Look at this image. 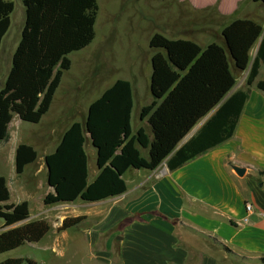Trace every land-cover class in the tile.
Returning a JSON list of instances; mask_svg holds the SVG:
<instances>
[{"label": "trees", "instance_id": "trees-1", "mask_svg": "<svg viewBox=\"0 0 264 264\" xmlns=\"http://www.w3.org/2000/svg\"><path fill=\"white\" fill-rule=\"evenodd\" d=\"M264 5V0H252ZM24 23L10 68L0 89V141L6 140L14 115L21 122L39 123L48 111L62 74L70 68V53L88 46L94 38L98 12L96 0H21ZM12 0H0V43L10 25ZM261 37L246 77L254 83L264 60V31L251 19H233L220 32L222 43L200 47L190 40L151 36L149 93L151 103L142 108L152 133L149 141L142 128L131 135V87L116 80L87 108L83 124L73 122L53 153L45 156L48 171L43 205L71 203L76 199L96 202L121 195L126 190L122 179L129 169L154 170L176 148L188 132L210 111L213 114L200 130L166 160L174 170L188 160L232 137L243 104L245 91L224 97L235 85L232 70L248 67L250 50ZM264 92V81L256 84ZM96 149L98 175L87 183V160L83 149L84 133ZM148 150V159L136 147ZM36 159L34 149L19 144L14 169L20 175ZM9 191L0 175V255L22 245L39 242L49 231L43 219L28 220L27 202L8 203ZM84 218H65L59 230L76 227ZM36 264L14 257L0 264Z\"/></svg>", "mask_w": 264, "mask_h": 264}, {"label": "crops", "instance_id": "crops-1", "mask_svg": "<svg viewBox=\"0 0 264 264\" xmlns=\"http://www.w3.org/2000/svg\"><path fill=\"white\" fill-rule=\"evenodd\" d=\"M19 1L24 16V8L21 0ZM12 2L14 5L15 0ZM252 3L255 4L254 7L259 2L252 1ZM228 5H224L221 9L222 14L234 6L232 3ZM248 12H252L251 9L245 13ZM9 28L1 40L0 47ZM262 28L264 31V26ZM260 40L261 37L250 50L248 67L242 72L239 82L235 79L234 87L223 99L236 91L247 93L231 138L195 156L176 169L168 170L167 158L200 130L213 114L214 110H212L188 132L157 168L127 169L122 175L126 185L123 194L96 202L76 199L71 203L55 204L70 206L77 201L92 204L89 207L80 206L83 211L71 217L84 218L80 223L85 225L84 239L81 242L85 254L83 258H79L80 262L86 264L87 261L92 262L94 258H106L109 264H230L229 259L232 258L254 262H258L260 258L264 259V92L256 87L257 82L264 81V60L260 62L254 83L250 86L246 85L248 70ZM211 41L218 43L216 39L205 40L206 44ZM153 53L154 50L150 52V58ZM130 87L131 135L134 136L136 131L142 128L151 141L153 136L147 120H140L139 117L142 108L151 103V96L134 109L131 84ZM101 94L90 101L87 108ZM137 114L139 121L135 128L134 121ZM85 118L84 113L81 124L84 123ZM18 121L20 120L14 115L7 128L8 136L6 140L0 141V147L8 142L14 124ZM72 123L73 121L58 131H52L47 150L37 168L38 174L45 170V194L53 190L46 184L47 171L44 158L54 152ZM83 135L84 152L87 147L96 157V149L91 145L88 134L85 132ZM18 145H13L11 149L13 164ZM136 147L140 156H142L141 150L146 151L147 158H143L148 159V150L138 145ZM86 160V181L89 184L94 181L99 170L96 167L90 177L87 155ZM236 168L243 169V173L237 174ZM20 175L15 173L14 179ZM12 181L5 179L9 191L8 203L11 194L14 195ZM245 203L252 205L253 210L250 213H246ZM69 229L63 230L64 237ZM1 230L3 229L0 228ZM71 241V238L68 239L64 244L65 247L70 246ZM112 258H116L115 262L111 261Z\"/></svg>", "mask_w": 264, "mask_h": 264}, {"label": "rangeland", "instance_id": "rangeland-1", "mask_svg": "<svg viewBox=\"0 0 264 264\" xmlns=\"http://www.w3.org/2000/svg\"><path fill=\"white\" fill-rule=\"evenodd\" d=\"M96 2L98 12L94 24V38L84 49L68 55L70 68L62 74L48 112L38 124L21 121L15 123L8 142L0 147V173L11 181L15 176L11 150L13 145L26 144L35 150L37 154L35 161L27 165L22 174L11 182L12 184L14 182L12 189L14 195L11 194L10 203L27 202L29 220L43 219L50 227L39 242L25 244L3 253L0 255V261L23 257L34 260L36 264H85L79 260L85 254L81 244L84 239V223L69 229L65 237L62 235L63 231L58 228L65 217L71 218L82 212L80 206L89 207L92 204L77 201L70 206L44 207L42 197L45 194V170L38 174L37 168L47 150L52 131L60 130L71 121L83 122L90 101L116 80H126L131 84L134 109L150 98L149 55L152 50L148 43L152 35L158 33L168 39L190 40L200 47H205L214 42L206 44L205 40L208 39H216L222 43L219 31L233 19L248 18L264 26V5L256 3L260 6L253 7L255 4L252 0H96ZM229 3L234 5L233 8L222 14L221 9L226 4L229 6ZM250 9L252 12L245 13ZM23 19L20 1L15 0L11 25L0 47V89L4 85L13 52L20 38ZM232 71L239 82L243 73ZM138 114L134 121L135 128L139 121ZM85 152L91 177L96 170V157L87 147ZM141 155L147 158L146 151L141 150ZM70 238L72 240L70 246L65 247V242ZM113 249L115 253V248ZM115 260L116 258H112L111 261ZM229 260L230 264H264V259L261 258L258 262L242 258ZM101 263L109 264V261L106 258H94L92 262H86Z\"/></svg>", "mask_w": 264, "mask_h": 264}, {"label": "built area", "instance_id": "built-area-1", "mask_svg": "<svg viewBox=\"0 0 264 264\" xmlns=\"http://www.w3.org/2000/svg\"><path fill=\"white\" fill-rule=\"evenodd\" d=\"M253 210V207L250 203H245V211L246 213H250Z\"/></svg>", "mask_w": 264, "mask_h": 264}, {"label": "water", "instance_id": "water-1", "mask_svg": "<svg viewBox=\"0 0 264 264\" xmlns=\"http://www.w3.org/2000/svg\"><path fill=\"white\" fill-rule=\"evenodd\" d=\"M44 165H45L46 171H48V168H47V166H46L45 163H44ZM235 171H236V173L239 174V175H241V174L243 173V169H238V168H236Z\"/></svg>", "mask_w": 264, "mask_h": 264}]
</instances>
